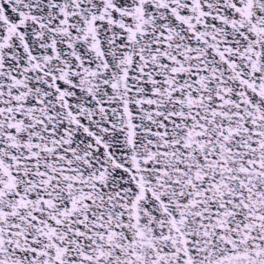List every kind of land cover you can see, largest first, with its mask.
Returning a JSON list of instances; mask_svg holds the SVG:
<instances>
[{
	"label": "snow or ice",
	"instance_id": "snow-or-ice-1",
	"mask_svg": "<svg viewBox=\"0 0 264 264\" xmlns=\"http://www.w3.org/2000/svg\"><path fill=\"white\" fill-rule=\"evenodd\" d=\"M0 264H264V0H0Z\"/></svg>",
	"mask_w": 264,
	"mask_h": 264
}]
</instances>
